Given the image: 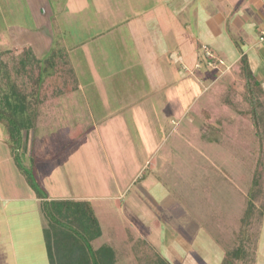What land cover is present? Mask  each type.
Instances as JSON below:
<instances>
[{
  "label": "rangeland",
  "instance_id": "rangeland-1",
  "mask_svg": "<svg viewBox=\"0 0 264 264\" xmlns=\"http://www.w3.org/2000/svg\"><path fill=\"white\" fill-rule=\"evenodd\" d=\"M118 2L130 7L129 16L137 11L136 0H0V49H11L17 54L28 47L40 59L66 52L75 82L82 88L77 87L70 99L61 95V111L68 107L69 100H74L76 104L68 108L77 110L75 114L81 117L82 97H87L88 103L104 98L111 111L128 110L126 103L131 98L151 90L144 72H128L139 58L128 26L117 24V20L123 21ZM122 53L124 58L120 57ZM219 84L194 102L192 97L199 89L189 90L193 85L190 82L187 97H180L176 89L186 85L183 82L153 96L163 102L151 108L152 116L147 121L149 127L157 123V147L154 152L148 148L149 154L143 150L135 157L141 161L149 155L157 160L155 170L154 167L150 172L145 167L140 173L154 174L160 183L156 182L151 192L139 188L141 183L134 181L124 189L126 198L133 194L141 204L148 198L158 213L155 226L151 220L148 235L143 226L146 220L129 217L123 202L117 207L111 199L98 197L109 194L107 180L115 179L120 188L128 183L122 179L135 171L137 158L121 154L127 161L122 158L119 169L104 164L95 170L89 167L92 161L75 162L76 155L66 153L60 155L62 165H58L55 157L59 155L54 149H65L74 141L69 130L85 126L54 114L47 101L35 108L36 118L28 130L22 131L23 144L17 154L0 123V193L12 194L8 181H19V192L35 196L36 183L51 196L64 190L74 196L81 191L92 193L103 231L94 246L115 244L122 256L132 257L130 264H155L164 253L172 264H223L226 256L231 264H264V94L242 73L225 77ZM171 99L176 104L168 106ZM92 116L89 123L94 125L100 114L92 112ZM130 120L127 118L128 132L132 131V140L139 143L144 122L133 119L132 124ZM105 136L111 139L110 145H121L113 135ZM39 161L47 181L44 185L39 178ZM84 170L90 181L78 177ZM98 174L102 181H95ZM29 179L34 181L33 187ZM20 181H27V187ZM22 204L27 206L23 217H36L41 224L38 230L42 229L45 218L40 203L36 209L31 202ZM9 206V202L0 199V212H10ZM180 215L186 219L178 218Z\"/></svg>",
  "mask_w": 264,
  "mask_h": 264
},
{
  "label": "crops",
  "instance_id": "crops-1",
  "mask_svg": "<svg viewBox=\"0 0 264 264\" xmlns=\"http://www.w3.org/2000/svg\"><path fill=\"white\" fill-rule=\"evenodd\" d=\"M135 4L137 11H133L129 16L127 10H130V7L127 9L123 3L118 2V9L122 10L123 21L117 20V24L122 22L124 24L122 26H128L133 49L136 50V56L139 58L135 60L134 67L128 72L138 74L144 72L146 84L151 91L144 96L131 98L132 101L126 103L128 110L124 108L111 111L109 103L104 98H101L100 101L91 99L88 103L87 97H82L83 104L81 105L84 106V109H79L81 117L75 114L77 110L73 112L69 110L68 107L74 104V100H69L68 107L62 111L59 109L57 113L61 117L69 119L70 123L72 121L83 123L84 134L70 142L65 149L61 147L54 149L55 155H59L58 158L55 157V163L58 165H62L60 155L69 153L73 156L76 155L75 162L85 163L87 159L88 162L92 161L89 167L95 170L100 169L104 164L119 169L121 165L123 166L122 158L124 156L121 157V154L137 158L135 155L143 150L148 151L149 154L148 148L154 152V147H157L155 139L157 123L149 127L147 121L152 116L151 108L154 105H162L163 102H161V98L153 96L160 91L172 89L176 82L186 84L176 87L180 91V97L182 95L187 97L188 82L193 84L189 90L199 89V92L192 97L194 102L207 94L208 90H214L225 77L242 73L245 78L252 80L254 86L259 87L264 94V0H136ZM124 56L123 53L120 55L121 58ZM242 59L245 61L242 62ZM83 73L87 74L85 71ZM177 75L179 78L176 79ZM219 86L221 85L219 84ZM77 87L82 88L79 83ZM93 87L96 88L95 85ZM151 98L154 100L152 101ZM171 101L167 103L168 106L176 104L172 99ZM167 104L163 105L167 107ZM98 105L100 108H97ZM92 112L100 114L94 125L89 123L94 119ZM100 112L103 114L101 115ZM127 118L132 121L136 119L139 123L144 122V126L141 125V129H144L140 137L141 142H136L137 144L132 140V131H130L132 135L128 132ZM130 121L128 122L133 124ZM78 131L81 132L80 129ZM75 134L73 132V135ZM106 134L113 135L115 139L118 138L121 145L116 147L118 146L116 142L110 145L111 139L106 138ZM151 138L153 141H150ZM114 145L116 146L114 147ZM80 154L83 156H77ZM99 154H104V157L100 159ZM116 154L119 155V158ZM137 160L139 164L134 166L135 171L130 175L125 172L126 178L122 179L128 183L120 188L118 183H115V179L107 180L105 186L109 189V194L98 197L111 199L117 207H120L123 202L129 217L146 220V225H143L142 221L141 225L147 230L146 234L148 235L151 232L149 229L151 220L157 218L158 213L148 203V198L143 199L141 204L139 200L134 199L133 194L126 198L124 189H127L131 181H134V183H141L139 188L151 192L153 185L160 182L156 180L154 174L141 176L140 172L145 167H149L152 172L154 167V170L156 169L158 162L149 155H146L144 160L140 161V158ZM38 168L39 172L41 171L39 173L40 181L45 184L47 181L44 180L40 161ZM80 176L81 181L91 180L86 178L85 170L79 173L78 177ZM95 181H102L100 174ZM8 182L11 186L9 192L12 194L3 195L0 193V199L6 200L10 204V212H0V264H50L43 233L46 220L42 223V229L38 230V225L41 224L36 217L25 218L22 215L23 209L27 207L22 203L30 204L31 202V207L35 209L40 203L42 212L43 200L27 191L25 194L19 192L16 188L19 181ZM20 184L27 187V181H20ZM66 193V190L52 196L47 193L46 199L87 200L91 203L96 214L92 193L81 191L75 196ZM100 207L106 208L103 204H100ZM178 218L186 219L181 215ZM153 222L155 226L156 219ZM101 233L103 234L102 227ZM101 238L100 235L97 239ZM111 246L116 253V264L132 262V257L122 256L115 244H111ZM164 249L168 250L167 247ZM166 254L164 253L162 257L172 264V260Z\"/></svg>",
  "mask_w": 264,
  "mask_h": 264
},
{
  "label": "trees",
  "instance_id": "trees-1",
  "mask_svg": "<svg viewBox=\"0 0 264 264\" xmlns=\"http://www.w3.org/2000/svg\"><path fill=\"white\" fill-rule=\"evenodd\" d=\"M76 88L65 51L40 59L28 47L17 54L0 49V123L16 154L23 144L22 131L28 130L36 118L35 108L48 102L46 105L56 114L61 95L70 99ZM80 130H69L71 140L80 138ZM16 160L20 162L18 156ZM33 182L29 179L32 187ZM36 185L37 197L43 200L42 213L47 223L43 233L50 264H116L111 245L94 246L101 226L89 201L47 200V193ZM231 263L226 256L223 264ZM155 264L169 263L159 256Z\"/></svg>",
  "mask_w": 264,
  "mask_h": 264
}]
</instances>
